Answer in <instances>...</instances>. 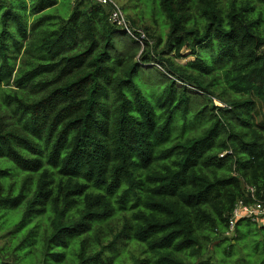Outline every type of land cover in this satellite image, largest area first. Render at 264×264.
Listing matches in <instances>:
<instances>
[{
    "label": "trees",
    "instance_id": "1",
    "mask_svg": "<svg viewBox=\"0 0 264 264\" xmlns=\"http://www.w3.org/2000/svg\"><path fill=\"white\" fill-rule=\"evenodd\" d=\"M17 1L0 0V263L194 264L234 240L247 187L264 200V0H141L186 66L153 57L146 12L127 18L141 45L89 0ZM195 114L208 126L188 136Z\"/></svg>",
    "mask_w": 264,
    "mask_h": 264
},
{
    "label": "rangeland",
    "instance_id": "2",
    "mask_svg": "<svg viewBox=\"0 0 264 264\" xmlns=\"http://www.w3.org/2000/svg\"><path fill=\"white\" fill-rule=\"evenodd\" d=\"M117 1L127 18L131 17L132 19L139 21L141 12H146L142 16V23H138V25L144 24L151 29L152 40L149 38L151 46L154 44L153 40L156 41V37L160 36L162 38L161 44L158 47L159 54H153V57L155 59L158 58L160 61L161 56H168L175 60L174 54L170 53L166 46L169 26L166 19L163 18V15L155 13V9L152 10V8H150L148 10L145 6H141V0H130L131 3L129 0ZM17 4L21 11L24 7L23 1L18 0ZM66 7V3L59 0L58 5L52 12L56 13V10H58L59 13H63V11H67ZM4 10L3 7H0L2 13H4ZM147 15L149 16L147 17ZM29 23H31V20H29ZM182 54V58L174 61L178 65L186 66L188 63L195 60V57L191 55L189 50H185ZM144 68H149V66L144 65ZM159 72H161V69L158 66L149 69H141L135 78L137 85L144 89V92L151 100H153L159 93V89L155 90V85L158 82V79H162ZM157 109L159 112V108ZM193 116L194 119L186 124L187 127L185 133L188 136L201 133L205 126H208V123H205L203 118L196 117V114ZM189 118H191V116H189ZM182 124V122L179 123L178 129L174 131L173 135L177 136L176 139L180 137V128ZM133 211L134 209L130 202L127 203L126 209H121V207L117 206L108 223L109 228H113L114 230L120 229L123 226L125 219L131 217ZM260 226V224L256 225L247 219H242L235 229L234 240H230L223 236H217L210 245H207L205 254L194 260V264H262L264 262V230H262ZM109 228H107L106 231H108ZM103 244H107L106 241ZM126 254L129 257L128 251H126ZM151 264H154L153 261Z\"/></svg>",
    "mask_w": 264,
    "mask_h": 264
},
{
    "label": "built area",
    "instance_id": "3",
    "mask_svg": "<svg viewBox=\"0 0 264 264\" xmlns=\"http://www.w3.org/2000/svg\"><path fill=\"white\" fill-rule=\"evenodd\" d=\"M93 4L107 8L109 11V20L127 32L130 36L139 41L141 45L147 40L145 32L135 29L131 26L127 16L117 0H89ZM217 105H220L217 103ZM247 193L250 197V203L246 204L244 200H240L234 207L228 218V236L234 233L239 221L242 219L250 220L251 222L260 224L264 227V200L259 199L256 195V189L247 187Z\"/></svg>",
    "mask_w": 264,
    "mask_h": 264
},
{
    "label": "clouds",
    "instance_id": "4",
    "mask_svg": "<svg viewBox=\"0 0 264 264\" xmlns=\"http://www.w3.org/2000/svg\"><path fill=\"white\" fill-rule=\"evenodd\" d=\"M232 235H234V233Z\"/></svg>",
    "mask_w": 264,
    "mask_h": 264
},
{
    "label": "water",
    "instance_id": "5",
    "mask_svg": "<svg viewBox=\"0 0 264 264\" xmlns=\"http://www.w3.org/2000/svg\"><path fill=\"white\" fill-rule=\"evenodd\" d=\"M232 236H234V235H232Z\"/></svg>",
    "mask_w": 264,
    "mask_h": 264
}]
</instances>
